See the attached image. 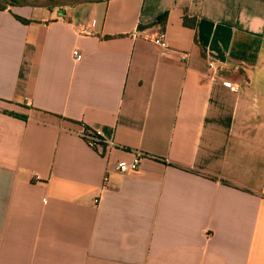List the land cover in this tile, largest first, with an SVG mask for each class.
<instances>
[{"label": "crops", "instance_id": "crops-1", "mask_svg": "<svg viewBox=\"0 0 264 264\" xmlns=\"http://www.w3.org/2000/svg\"><path fill=\"white\" fill-rule=\"evenodd\" d=\"M0 264H264V0L0 11Z\"/></svg>", "mask_w": 264, "mask_h": 264}, {"label": "built area", "instance_id": "built-area-1", "mask_svg": "<svg viewBox=\"0 0 264 264\" xmlns=\"http://www.w3.org/2000/svg\"><path fill=\"white\" fill-rule=\"evenodd\" d=\"M153 43L154 45L163 49H166L168 47L166 43L164 31H160L158 36L154 39ZM73 56L75 57L76 60H81V55L78 50L73 51ZM206 60L208 65L209 77L211 80L215 81L219 77H221V70L223 68V64L215 60L209 53L206 54ZM225 85L232 90L239 89L238 84L225 82ZM81 136L91 148H96L98 145L109 144V142H107L103 138L101 132L96 130L85 129L82 132ZM138 164H139L138 158H136L133 162L130 163L126 161H120L117 163L115 170L120 173H127L136 170ZM32 180L37 182L39 181V177L34 176ZM108 181H109V177L107 175L104 176L102 189L106 188Z\"/></svg>", "mask_w": 264, "mask_h": 264}, {"label": "water", "instance_id": "water-1", "mask_svg": "<svg viewBox=\"0 0 264 264\" xmlns=\"http://www.w3.org/2000/svg\"><path fill=\"white\" fill-rule=\"evenodd\" d=\"M11 6L35 9L69 8L102 0H6Z\"/></svg>", "mask_w": 264, "mask_h": 264}, {"label": "trees", "instance_id": "trees-1", "mask_svg": "<svg viewBox=\"0 0 264 264\" xmlns=\"http://www.w3.org/2000/svg\"><path fill=\"white\" fill-rule=\"evenodd\" d=\"M10 6H11V5H10L6 0H0V11L7 10ZM46 9L50 10V9H55V8H46ZM58 9H62V8H58ZM14 17H15L18 21H20V22H22V23H26V22H27L25 19H23V18H21V17H19V16L14 15ZM163 22H164V17H160V18L157 20L156 24H157V23H163ZM184 24H185L186 26H188V27H194V21L188 20L187 18H184ZM14 116L23 118L22 116H18V115H14Z\"/></svg>", "mask_w": 264, "mask_h": 264}, {"label": "rangeland", "instance_id": "rangeland-1", "mask_svg": "<svg viewBox=\"0 0 264 264\" xmlns=\"http://www.w3.org/2000/svg\"><path fill=\"white\" fill-rule=\"evenodd\" d=\"M28 8V7H27ZM70 8V7H69Z\"/></svg>", "mask_w": 264, "mask_h": 264}]
</instances>
